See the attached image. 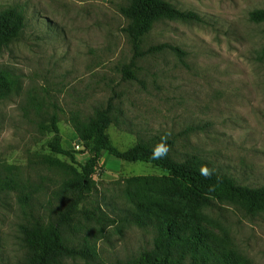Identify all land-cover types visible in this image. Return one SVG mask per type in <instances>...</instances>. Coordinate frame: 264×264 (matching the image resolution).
<instances>
[{
    "label": "rangeland",
    "instance_id": "obj_1",
    "mask_svg": "<svg viewBox=\"0 0 264 264\" xmlns=\"http://www.w3.org/2000/svg\"><path fill=\"white\" fill-rule=\"evenodd\" d=\"M129 0H0V14L16 9L25 17L19 38L0 53V70L16 80L0 99V264H24L21 227L55 219L63 189L73 176L50 167L58 160L79 170L91 147L75 126L87 123L109 101L116 123L108 134L126 151L138 141H169L175 159L191 157L249 188L264 187V0H168L194 12L202 23L164 21L142 49L169 44L166 51L134 60L119 8ZM132 67L134 80L124 74ZM131 77V76H130ZM59 120L62 146L78 165L54 154L51 119ZM79 145V149H77ZM145 163H126L107 153L81 211L101 208L115 218L130 205L124 180L161 176ZM207 228L251 264H264V213L222 200L205 211ZM94 257L63 264H115L152 247L150 229L85 222L68 230Z\"/></svg>",
    "mask_w": 264,
    "mask_h": 264
},
{
    "label": "trees",
    "instance_id": "obj_2",
    "mask_svg": "<svg viewBox=\"0 0 264 264\" xmlns=\"http://www.w3.org/2000/svg\"><path fill=\"white\" fill-rule=\"evenodd\" d=\"M119 13L127 23L123 32L131 44L134 60L166 51L178 57L184 56L178 47L169 44L143 51L144 39L156 24L164 21L203 22L200 15L182 11L168 0H129L120 6ZM251 18L264 22V11L253 12ZM24 28L25 17L16 9L0 14V53L19 38ZM133 66L124 69V74L132 80ZM16 84L9 72L0 70V99ZM114 112L115 105L111 100L97 109L87 123L76 124L79 141L91 147L87 163L79 165V170L58 160H46L50 167L73 177L64 185L65 202L55 219L47 223L35 220L21 227L26 250L24 264H63L67 260L80 258L88 261L94 257L89 248L76 246L68 237V230L79 227V215L86 223L96 222L101 227L121 224L152 230L151 248L115 264H251L207 228L205 211L218 201L228 200L243 206L249 213H264V187L254 189L240 185L232 177L205 166L193 157L175 159L170 153L169 141L150 143L141 140L132 148L121 151L113 145L108 134L116 123ZM58 124L59 120L54 116L50 126L53 140L49 148L54 154L66 156L78 165L73 153L63 149ZM104 153L126 163L149 164L163 172L161 176L125 179L124 196L130 207L115 218L109 217L101 208L79 209L93 192V178L100 169ZM3 186L4 180L0 175V189Z\"/></svg>",
    "mask_w": 264,
    "mask_h": 264
},
{
    "label": "built area",
    "instance_id": "obj_3",
    "mask_svg": "<svg viewBox=\"0 0 264 264\" xmlns=\"http://www.w3.org/2000/svg\"><path fill=\"white\" fill-rule=\"evenodd\" d=\"M77 149H79V145H77Z\"/></svg>",
    "mask_w": 264,
    "mask_h": 264
},
{
    "label": "clouds",
    "instance_id": "obj_4",
    "mask_svg": "<svg viewBox=\"0 0 264 264\" xmlns=\"http://www.w3.org/2000/svg\"><path fill=\"white\" fill-rule=\"evenodd\" d=\"M165 151H166V149H165ZM163 153H161V155H162Z\"/></svg>",
    "mask_w": 264,
    "mask_h": 264
}]
</instances>
